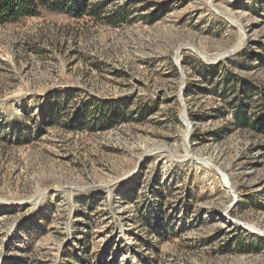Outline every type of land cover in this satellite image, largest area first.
Returning <instances> with one entry per match:
<instances>
[{
  "label": "rangeland",
  "instance_id": "1",
  "mask_svg": "<svg viewBox=\"0 0 264 264\" xmlns=\"http://www.w3.org/2000/svg\"><path fill=\"white\" fill-rule=\"evenodd\" d=\"M83 1L0 23V264H264V0Z\"/></svg>",
  "mask_w": 264,
  "mask_h": 264
},
{
  "label": "trees",
  "instance_id": "2",
  "mask_svg": "<svg viewBox=\"0 0 264 264\" xmlns=\"http://www.w3.org/2000/svg\"><path fill=\"white\" fill-rule=\"evenodd\" d=\"M42 7L66 11L78 17L85 12L83 0H74L68 3L66 8L62 7L59 0H0V23L13 22L21 17L37 16ZM242 125H247V122H242Z\"/></svg>",
  "mask_w": 264,
  "mask_h": 264
},
{
  "label": "bare ground",
  "instance_id": "3",
  "mask_svg": "<svg viewBox=\"0 0 264 264\" xmlns=\"http://www.w3.org/2000/svg\"><path fill=\"white\" fill-rule=\"evenodd\" d=\"M185 151H186V156L190 154L189 149L187 147H186Z\"/></svg>",
  "mask_w": 264,
  "mask_h": 264
}]
</instances>
